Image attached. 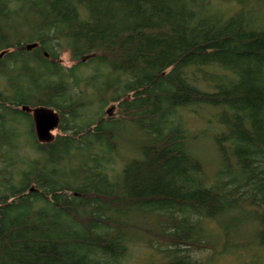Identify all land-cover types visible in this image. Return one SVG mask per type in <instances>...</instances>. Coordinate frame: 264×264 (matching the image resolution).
I'll return each mask as SVG.
<instances>
[{"label": "trees", "instance_id": "trees-1", "mask_svg": "<svg viewBox=\"0 0 264 264\" xmlns=\"http://www.w3.org/2000/svg\"><path fill=\"white\" fill-rule=\"evenodd\" d=\"M232 2L233 15L218 7ZM257 2L0 0V264H124L141 207L157 216L158 230L144 232L166 248L158 264H213L194 256L215 249L206 221L224 245L264 250ZM109 104L118 118L103 117ZM24 107L58 114L52 141L38 140ZM181 110L211 114L213 174ZM128 123L148 140L111 177L116 126Z\"/></svg>", "mask_w": 264, "mask_h": 264}, {"label": "rangeland", "instance_id": "rangeland-1", "mask_svg": "<svg viewBox=\"0 0 264 264\" xmlns=\"http://www.w3.org/2000/svg\"><path fill=\"white\" fill-rule=\"evenodd\" d=\"M256 4L258 6L256 8L258 12L255 16L264 19V2H257ZM218 7L229 16L239 10V6L233 2L219 3ZM261 19H259V21H261ZM61 62L65 67H71L73 65L71 56L67 51L62 54ZM0 82L2 83L3 81L0 80ZM108 112H111V115H108ZM103 113L105 119L108 117L115 119L119 117L118 107L115 104H109L104 108ZM181 114L183 115L184 121L188 124L190 132L194 134L195 137H198V139H196L198 141L192 146L193 151L201 157L208 172L213 174L218 167V155L214 139L218 129L208 120L211 114L204 110H198L195 113L193 111L181 110ZM154 123L155 125L161 126L160 119H157ZM29 126L30 123H26L24 128L28 130ZM116 128L117 132L120 134L117 139L119 149L116 150L115 153L113 151L109 156L112 158L110 159L111 162L114 161L113 165L109 164V166H107V172L111 177L115 176L123 169L127 160L136 157L139 153L141 144L148 140L146 133L133 123L118 125ZM52 134L55 136L57 131H53ZM0 145H2L1 142ZM25 148L27 150L25 153L31 152L29 147ZM2 167L3 165H1V168ZM116 217L118 218L119 216L116 215ZM129 217L130 223L135 225L136 228H133L129 235L134 240L129 244V252L124 264H158L164 261V254L160 252L166 248L156 240L157 236L151 235L149 232L145 234L144 232L145 229H153L151 230L152 232L158 230L159 225L156 214H154L150 208L141 207L135 209ZM204 225L206 227L210 226L209 232L205 234L210 244L213 245L216 243L215 249L212 250L209 248L197 254L194 253L195 258H198L202 262L209 261L213 264H264V250L256 244L250 246L247 242L236 239L232 240V242H236L233 244L236 246H230L231 243L229 242L224 245V237L222 236L218 242L215 238L216 235L214 236L213 233L215 232L220 235V228L212 225L209 221H206ZM242 232L246 234V230ZM190 251L193 252L191 247L189 252Z\"/></svg>", "mask_w": 264, "mask_h": 264}, {"label": "water", "instance_id": "water-1", "mask_svg": "<svg viewBox=\"0 0 264 264\" xmlns=\"http://www.w3.org/2000/svg\"><path fill=\"white\" fill-rule=\"evenodd\" d=\"M36 44H30L27 46L28 50H32L36 47ZM3 54L0 55L2 57ZM24 111L31 112L34 117L36 135L40 142L47 143L53 140L54 135L52 134L59 127V116L58 114L48 108H36L30 110L27 107L23 108ZM111 115V112H108Z\"/></svg>", "mask_w": 264, "mask_h": 264}]
</instances>
